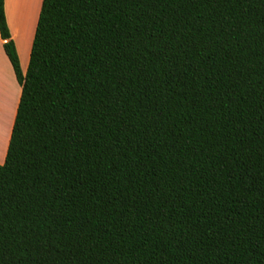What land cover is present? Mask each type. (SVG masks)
Segmentation results:
<instances>
[{"label":"trees","instance_id":"obj_1","mask_svg":"<svg viewBox=\"0 0 264 264\" xmlns=\"http://www.w3.org/2000/svg\"><path fill=\"white\" fill-rule=\"evenodd\" d=\"M0 165V264H264V0H43Z\"/></svg>","mask_w":264,"mask_h":264},{"label":"crops","instance_id":"obj_2","mask_svg":"<svg viewBox=\"0 0 264 264\" xmlns=\"http://www.w3.org/2000/svg\"><path fill=\"white\" fill-rule=\"evenodd\" d=\"M42 1L4 0L6 23L10 37L16 47L18 58H20V50L21 52L30 50V41L32 34H35ZM3 43L4 41L0 38V165L4 163L6 157L11 129L20 97V87L16 82L12 67L4 53ZM11 91L15 92V97L10 107L11 114H9L8 104L11 102L9 100Z\"/></svg>","mask_w":264,"mask_h":264},{"label":"rangeland","instance_id":"obj_3","mask_svg":"<svg viewBox=\"0 0 264 264\" xmlns=\"http://www.w3.org/2000/svg\"><path fill=\"white\" fill-rule=\"evenodd\" d=\"M33 39H34V33L32 34V37H31V41H30V50H31V46H32V43H33ZM30 50H27V51H25V52H21V50H20V68H21V70H22V73H23V75H25V73H26V70H27V66H28V62H29V56H30ZM10 97H9V100L11 101V102H9L10 104H8V109H9V114H11V106H12V102H13V100H14V97H15V92L14 91H11V93H10Z\"/></svg>","mask_w":264,"mask_h":264}]
</instances>
